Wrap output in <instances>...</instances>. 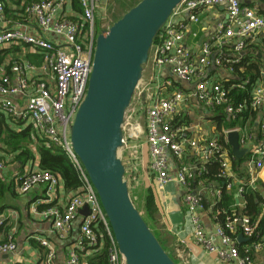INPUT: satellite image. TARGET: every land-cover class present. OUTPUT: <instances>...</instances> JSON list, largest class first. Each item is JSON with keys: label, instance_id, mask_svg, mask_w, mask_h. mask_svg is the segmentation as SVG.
Masks as SVG:
<instances>
[{"label": "built area", "instance_id": "1", "mask_svg": "<svg viewBox=\"0 0 264 264\" xmlns=\"http://www.w3.org/2000/svg\"><path fill=\"white\" fill-rule=\"evenodd\" d=\"M247 1L264 3V0H183L175 7L155 38L147 63L154 70L168 66L175 80L193 84V90L185 92L173 89L167 92V88H173L170 80L152 88L149 85L155 82L154 70L150 82L146 79L148 76H142L125 114L119 153L121 160L125 154L129 158H137L141 148L138 140L144 137L148 146L149 172L157 188L164 190L176 183L183 189L182 204L192 222L194 243L207 253L216 254L223 263L236 264H255L251 249L259 248L260 240L264 243V231L260 235L257 221L253 222L230 207L223 210L224 220L219 221L216 205L221 202L223 191L226 193L235 188L236 197L241 198L247 187L257 188L258 174L264 167V116L260 117L257 125L259 134L255 135V144H252V134L240 126H233L202 145L187 137L188 128H185L179 116L191 98L208 110H221L231 121L264 108V83L258 84L257 81L251 85L249 78L240 77L241 69L235 71V66L241 63V53L248 38L261 34L264 41V16L244 6ZM77 2L81 9L79 13H68L65 10L66 0H39L22 4L20 22L12 24L6 16V5L0 0V22L4 25L0 26V50L21 45L40 53L38 65L6 57V69L0 66V112L22 125L29 122L27 127L41 138L42 143L61 148L80 173L82 186L68 192L63 210L31 209L36 218L51 222L52 231L59 238H66L80 211L88 208L87 214L81 216L78 239L69 248L65 264H87L83 258L100 249L104 237L110 241L108 263L126 264L112 238L96 192L69 140V128L85 97L91 72L96 38L95 10L99 0ZM217 6L225 8L226 19L217 24L215 34L210 41L201 44L199 56L193 59L185 42L186 37L196 38L197 32L192 26L200 22L202 12ZM103 23L104 20L101 22L104 29ZM227 45L233 47L235 58L228 59L223 55ZM216 51L218 54L213 56ZM214 69L234 73L239 79L231 82L225 78L207 77V72ZM260 73L264 79V70ZM142 81L144 84L140 88ZM248 86L251 88L246 99L240 101L233 97L235 90L247 89ZM145 90L149 96L145 95L146 100L141 107L146 119L143 125L134 116L136 109L133 111L132 104L140 99ZM232 132H237L240 148L248 150L243 157L245 179L239 178L233 169L234 157L227 141L228 134ZM130 140L135 142L134 145L129 144ZM188 148L198 152L197 159L190 166L184 161ZM6 165L0 157V171ZM209 165L218 168L214 182L202 178ZM130 168L135 169V166ZM60 181L49 171H25L17 177L14 188L18 195H25L36 186L43 185L50 198ZM199 190L211 195L210 203L206 202ZM237 206H243V203ZM203 211L209 213L214 224L212 236L206 235L200 221L199 214ZM5 220L6 215L0 216V227ZM239 236L248 244L239 242ZM39 244L45 250L42 264H55L53 243L40 240ZM15 250L16 245L12 240L0 242V254H11Z\"/></svg>", "mask_w": 264, "mask_h": 264}, {"label": "crops", "instance_id": "2", "mask_svg": "<svg viewBox=\"0 0 264 264\" xmlns=\"http://www.w3.org/2000/svg\"><path fill=\"white\" fill-rule=\"evenodd\" d=\"M6 5V16L8 21L13 23L20 22L18 16L14 17L12 14L18 13L21 10L22 4L31 3L30 0H3ZM107 0H99L95 10V17L100 20L105 15V2ZM244 6L254 9L258 14L264 16V3L255 1H247ZM65 10L67 12L76 13L71 0H66ZM100 17V18H99ZM226 19L225 8L217 6L210 8L200 14V22L193 25L192 29L197 32V37H186V45L192 53L193 59L199 56L200 46L202 43L210 41L211 37L215 34L216 26L219 22H224ZM0 26H4L0 22ZM246 47L241 53L240 69L243 72L245 65L260 62L261 71L264 70V41L261 34H256L253 38H248ZM218 54L214 52L213 56ZM223 55L225 58H235L236 53L233 47L227 45L224 47ZM6 57L27 61L32 64L38 65L40 63V53L29 50L26 46L13 45L10 48L0 50V66L5 68ZM214 58V57H213ZM243 61V62H242ZM245 61V62H244ZM154 70L153 67L149 68L150 73L146 79L150 82V75ZM144 73V72H143ZM207 77H217L219 79L225 78L231 82L237 81L239 78L233 73L226 70H210L207 72ZM145 79V80H146ZM155 82L150 84L152 88L159 85H164L166 80L172 82L173 88H167V92L173 89H180L185 92L193 90V84L181 83L174 79L171 75L168 66L162 69L154 70ZM145 82V81H144ZM258 84L264 83L263 77L258 80ZM247 89L235 90L236 95L245 94ZM152 93V91H151ZM149 93L145 92L140 96V99L134 100L133 111L134 116L138 117L139 121L145 124V114L141 110L143 101ZM147 96V97H148ZM147 103L149 100L146 101ZM220 116L226 122H220ZM264 116V108L258 112L247 113L246 117L237 120H228L224 113L219 110H208L196 99L191 98L187 104L184 105L183 111L179 118L181 122L188 128L186 132L187 137L198 145H202L206 140L211 137H217L223 130L234 126H240L246 132L252 134V144L257 142L255 135L259 134L258 122L260 117ZM225 123V125H224ZM22 124L11 121L8 117L0 112V157L6 162V168L0 171V216L6 215L2 227H0V242L12 240L16 245V250L11 254H0V264H42L45 250L39 244L40 240H48L53 243L56 250L55 264H65L66 256L69 248L78 239V227L81 222V216L84 214L80 211L79 217L72 223L71 231L66 238H59L51 227V222L36 218L31 209L42 211L47 208H57L63 210L66 204L68 192L63 188L60 181L59 186L56 188L54 194L49 198L46 193V188L43 185L36 186L25 195H18L15 191V184L17 177L25 171L40 170L38 163L39 158L36 151V142H43L35 132L37 137L34 143L29 147L33 157L27 158L24 161L16 160L15 153L8 150L3 139L4 132H20ZM18 127V128H17ZM233 127V126H232ZM141 143L140 152L137 158H129L126 154L122 157V162L125 167V180L128 184L129 193L131 198L135 200L133 203L140 207V214L147 218L152 224L151 230L158 236L161 245L166 252L176 258L177 264H236L235 262L223 263L220 261L216 254L207 253L200 246L196 245L192 238V222L182 204L183 189L176 183L168 185L164 190H159L156 186L155 180L151 177L148 168L149 155L148 146L145 143L144 137H139ZM228 141V140H227ZM135 142L129 141L130 145ZM230 146V145H229ZM196 149L188 148L184 161L188 166L192 165L194 160L197 159ZM244 157V156H243ZM135 166V169L130 168ZM174 171V169H172ZM173 173V172H172ZM258 181L264 186V167L258 174ZM201 195L210 203L211 195L203 190H199ZM228 197V207L233 210L240 211L242 206L237 204L242 203V199L236 197L235 188L230 192H226ZM132 200V201H133ZM200 221L203 225L204 231L207 236L214 234V224L207 211L199 214ZM215 243L219 245V241L215 239ZM243 244H248V241H243ZM251 256L255 264H264V243L260 240L259 248L251 249ZM87 262V257L83 258ZM88 264V263H87Z\"/></svg>", "mask_w": 264, "mask_h": 264}, {"label": "water", "instance_id": "3", "mask_svg": "<svg viewBox=\"0 0 264 264\" xmlns=\"http://www.w3.org/2000/svg\"><path fill=\"white\" fill-rule=\"evenodd\" d=\"M181 1L140 0L96 36L86 94L69 128L71 148L126 264H176L135 207L119 153L125 114L151 46ZM227 140L235 160L242 159L248 150L240 148L237 132ZM87 211L81 210L84 215ZM238 241H244L242 236Z\"/></svg>", "mask_w": 264, "mask_h": 264}, {"label": "trees", "instance_id": "4", "mask_svg": "<svg viewBox=\"0 0 264 264\" xmlns=\"http://www.w3.org/2000/svg\"><path fill=\"white\" fill-rule=\"evenodd\" d=\"M31 2L39 1V0H30ZM75 12L79 13L81 11L80 6L77 0H71ZM129 10V9H128ZM127 10V11H128ZM18 16L20 18V13L12 14L13 19L14 17ZM119 19V18H118ZM117 19V20H118ZM95 32L96 36L104 30L101 28V23L99 20L96 19L95 25ZM243 62V61H242ZM245 62V61H244ZM241 63L235 66V71L240 69ZM243 67V66H242ZM239 72V71H238ZM261 69H260V62H254L253 64L245 65L243 68V72L239 73L240 77L242 78H249L251 85H254L260 78H261ZM251 86H248L245 94L243 95H236L233 94L236 100H243L248 97V92ZM247 116V113L244 117ZM220 122L224 121V118L220 116ZM225 125V123H224ZM235 124H232L234 126ZM231 126V127H232ZM5 137L3 139V143L7 147L8 150H11L15 153L16 160L24 161L27 158H32L33 154L30 150V146L34 143V139L37 137L34 135L30 127H26L22 129L20 132H10V130H6L4 132ZM229 148V146L227 145ZM0 149H2L0 147ZM36 151L39 158V169L42 171H49L55 176H58L63 184V188L67 192H73L75 189L82 186V180L80 179V173L76 166L72 163L69 159L67 154L59 147L55 146H45L42 142H36ZM245 158L240 160H235L233 158V169L237 173L238 177L241 179H245V172L243 168V163ZM207 173L205 172L202 176L204 180L209 181H216V174L218 171L217 166H208ZM255 189L246 188L245 192L242 194V203L243 206L240 211H236L241 213V215L247 216L253 222L257 221L258 225V232L261 235L262 231H264V186L259 181L256 184ZM223 198L221 202L217 203L216 208L219 212L218 220H224V214H222L223 210L228 207V197L225 191L222 192ZM133 196V195H131ZM133 200V198H132ZM135 200H133L134 202ZM137 209L140 212V207L137 206ZM143 217V215H141ZM144 221L147 223L149 228H152V224L150 221L143 217ZM100 231V228L98 229ZM156 238L158 236L155 232H153ZM159 241V239H158ZM103 246L95 251L90 256H87V263L88 264H109L108 263V248L110 246V241L107 237L102 238ZM161 244V242L159 241ZM162 246V245H161ZM163 247V246H162ZM164 249V248H163ZM165 250V249H164ZM166 251V250H165ZM172 260L177 264V260L172 255L168 254Z\"/></svg>", "mask_w": 264, "mask_h": 264}, {"label": "rangeland", "instance_id": "5", "mask_svg": "<svg viewBox=\"0 0 264 264\" xmlns=\"http://www.w3.org/2000/svg\"><path fill=\"white\" fill-rule=\"evenodd\" d=\"M140 0H107L105 2V15L101 17L100 23L104 20L103 26H105L104 30L109 28L118 18H120L128 9L133 7ZM100 18V17H99ZM149 63H147L144 67V78L148 75ZM140 88L143 86V81L141 82ZM24 124L21 126V129H25L28 126ZM18 128V127H17ZM136 207V206H135ZM137 208V207H136ZM138 210V209H137ZM139 211V210H138Z\"/></svg>", "mask_w": 264, "mask_h": 264}]
</instances>
